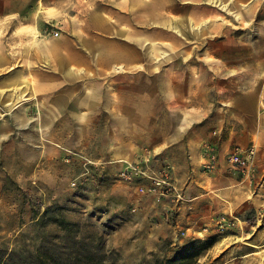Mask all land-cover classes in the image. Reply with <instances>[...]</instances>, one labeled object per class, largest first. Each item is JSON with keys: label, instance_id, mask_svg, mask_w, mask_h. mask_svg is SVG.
I'll return each mask as SVG.
<instances>
[{"label": "rangeland", "instance_id": "1", "mask_svg": "<svg viewBox=\"0 0 264 264\" xmlns=\"http://www.w3.org/2000/svg\"><path fill=\"white\" fill-rule=\"evenodd\" d=\"M229 120L253 155L224 199L119 177L176 125ZM201 244L185 264H264V0H0V249L179 264Z\"/></svg>", "mask_w": 264, "mask_h": 264}, {"label": "crops", "instance_id": "2", "mask_svg": "<svg viewBox=\"0 0 264 264\" xmlns=\"http://www.w3.org/2000/svg\"><path fill=\"white\" fill-rule=\"evenodd\" d=\"M171 26L172 28L174 27L173 25ZM173 29L177 31L175 27ZM55 42V44L58 43L57 41ZM110 61L108 60L106 64H114L115 62L114 60ZM124 62L126 65L129 64L128 59H125ZM62 73L69 78H75L81 76L82 69L68 66L65 67ZM229 121L234 127L230 128L229 133L222 139L212 138L210 133L194 135V133H190L188 127L183 128L176 125L175 129L171 130L164 141L155 147L156 151L154 154L157 158H155L153 164L158 166L165 162L171 165L176 185L181 190V194H184L182 196L189 198L187 199L189 202L198 198L199 194L201 196L203 194L209 195L208 191L216 192L217 197L224 199L223 196L227 193V190L236 188V183L238 184L236 181L237 174L230 170L226 159L228 153L234 146L236 147V139L238 140L239 138V135L236 136L239 133V131H236V126L239 127V124ZM251 134L248 133L247 138L249 141L253 140V135ZM206 142L216 146L217 164L215 171L206 172L202 168V157ZM139 156L138 153L133 154L132 161ZM193 190L194 192H191Z\"/></svg>", "mask_w": 264, "mask_h": 264}, {"label": "built area", "instance_id": "3", "mask_svg": "<svg viewBox=\"0 0 264 264\" xmlns=\"http://www.w3.org/2000/svg\"><path fill=\"white\" fill-rule=\"evenodd\" d=\"M57 35L56 32L55 36ZM204 147L205 165L209 170H213L217 164L216 146L205 143ZM252 155V147L247 150L236 147L228 153L226 161L231 171L247 173ZM155 158L157 157L153 152L145 150L141 157L121 168L119 177L128 183L138 182L139 192L153 196L156 201H182L183 196L176 185L171 165L162 162L155 166Z\"/></svg>", "mask_w": 264, "mask_h": 264}, {"label": "trees", "instance_id": "4", "mask_svg": "<svg viewBox=\"0 0 264 264\" xmlns=\"http://www.w3.org/2000/svg\"><path fill=\"white\" fill-rule=\"evenodd\" d=\"M199 248L196 250L193 246H189L184 248L179 255H183V261L179 262V264H185L184 261L188 260L199 253V251L204 250L208 247V244H201L198 246ZM63 256L59 254H48V252L36 253L35 255L27 257L25 260L15 259L13 252H5L0 249V264H45L47 260L54 261L55 264H62ZM62 259V260H61ZM74 259V256L68 254L65 258V261H68L71 264L70 260Z\"/></svg>", "mask_w": 264, "mask_h": 264}, {"label": "bare ground", "instance_id": "5", "mask_svg": "<svg viewBox=\"0 0 264 264\" xmlns=\"http://www.w3.org/2000/svg\"><path fill=\"white\" fill-rule=\"evenodd\" d=\"M221 4V3H220ZM221 8H224L225 9V6H222ZM174 28V27H173Z\"/></svg>", "mask_w": 264, "mask_h": 264}]
</instances>
